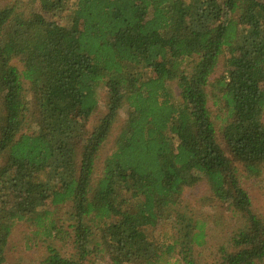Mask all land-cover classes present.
<instances>
[{"label":"trees","instance_id":"1","mask_svg":"<svg viewBox=\"0 0 264 264\" xmlns=\"http://www.w3.org/2000/svg\"><path fill=\"white\" fill-rule=\"evenodd\" d=\"M11 1L0 9V264L21 222L45 241L72 238L73 254L50 244L41 264H264V217L242 186L264 170V0H32L31 16ZM100 87L106 112L88 130ZM201 181L234 220L203 263L208 222L180 201ZM160 225L169 232L151 239Z\"/></svg>","mask_w":264,"mask_h":264},{"label":"rangeland","instance_id":"2","mask_svg":"<svg viewBox=\"0 0 264 264\" xmlns=\"http://www.w3.org/2000/svg\"><path fill=\"white\" fill-rule=\"evenodd\" d=\"M25 4L24 14L26 16L33 15L32 12L35 10V4L32 0H22ZM11 0H0V9L9 5ZM23 8V7H22ZM24 9V8H23ZM224 59H220L218 66L216 67L211 81L225 74ZM98 106L96 110L89 116L87 122V129L91 130L98 120L106 112V89L100 87L97 91ZM208 105L214 115L217 114V106L214 105L213 99L208 100ZM126 120L125 110H121L118 114V119L110 131V135L106 144L101 150L99 158L96 162V170L99 171L101 168L102 160L110 154L114 140L123 127ZM264 123V115H263ZM26 127H33V124H29ZM25 127V128H26ZM242 186L247 191L252 201V209L258 215L264 217V170L263 173L256 178L242 179ZM210 198V194L207 185L204 181L199 182L192 188L185 189L181 195L180 201L183 205H187L192 209L194 216L200 219H204L208 222L206 228V244L202 247L195 248L199 254L200 262L211 261L218 246H220L225 238L230 234L234 220H231L229 211L217 202L215 199ZM69 209L67 206L58 209L56 215L64 220V225L68 223ZM148 229V230H147ZM149 237L153 240H160L162 233L169 232L167 227L157 226L156 228H147ZM33 228L25 222L16 223L11 230L8 237L7 244L4 250V264H41V261L47 256L46 248L52 244L60 254L64 257H68L73 254L71 247L72 238L67 243L63 241H45L43 238L35 237L33 235ZM98 264L99 260H95ZM166 264H182L181 262L176 263L175 259H169Z\"/></svg>","mask_w":264,"mask_h":264}]
</instances>
